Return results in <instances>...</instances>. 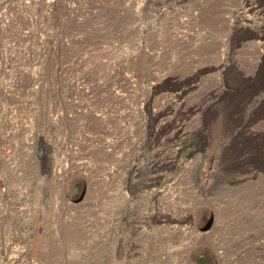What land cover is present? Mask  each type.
Returning <instances> with one entry per match:
<instances>
[{
	"label": "rangeland",
	"instance_id": "obj_1",
	"mask_svg": "<svg viewBox=\"0 0 264 264\" xmlns=\"http://www.w3.org/2000/svg\"><path fill=\"white\" fill-rule=\"evenodd\" d=\"M0 264H264V0H0Z\"/></svg>",
	"mask_w": 264,
	"mask_h": 264
},
{
	"label": "bare ground",
	"instance_id": "obj_2",
	"mask_svg": "<svg viewBox=\"0 0 264 264\" xmlns=\"http://www.w3.org/2000/svg\"><path fill=\"white\" fill-rule=\"evenodd\" d=\"M234 102H235V101H234ZM231 105H232V104H231ZM229 107H230V106H229ZM226 109H227V108H226ZM226 109H225V111H226ZM230 109H231V111H233L232 108H230ZM227 111H228V110H227ZM227 111H226V112H227ZM231 113H232V112H231ZM229 114H230V113H229ZM232 114H233V113H232ZM225 115H227V114H225ZM227 121H229V120H227ZM202 178H204V177H202ZM203 181H204V180H203ZM209 215H210V214H209ZM207 235H208V234H204V236H206V237H207Z\"/></svg>",
	"mask_w": 264,
	"mask_h": 264
}]
</instances>
